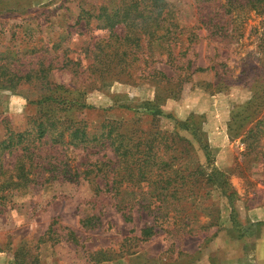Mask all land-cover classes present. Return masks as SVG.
I'll list each match as a JSON object with an SVG mask.
<instances>
[{
  "label": "rangeland",
  "instance_id": "rangeland-1",
  "mask_svg": "<svg viewBox=\"0 0 264 264\" xmlns=\"http://www.w3.org/2000/svg\"><path fill=\"white\" fill-rule=\"evenodd\" d=\"M107 1L0 0V48H13L21 73L37 69L39 61L61 67L64 53L73 44L81 47L91 36V43H95V36L106 33L104 28L89 31L79 17L82 2L98 7ZM167 1L183 24L197 25L200 15L206 13H198L194 0ZM209 12L216 18L223 14L216 5ZM240 17L234 21L230 17L228 26L221 30L223 36H212L204 28L197 31L198 42L182 61L191 63L190 74L198 66L208 70L195 73L177 99L163 102L164 116L158 120L162 129L174 131V119L185 121L191 115H202L203 138L210 146L214 165L227 174V191L235 194L233 203L215 184H202L204 188L190 198L189 207L176 206L174 220H159L158 214L135 208L128 222L111 197L96 196L86 182L56 180L32 185L0 203V264H204L206 251L231 249L230 242L236 236L248 250L250 233L256 232V226L249 223V213L264 206V103L258 109L244 106L255 91L264 96V17L250 9H244ZM83 32L88 33L81 36ZM60 42L62 46L57 47ZM156 52L151 67L133 75L143 79L142 83H124L109 76L100 87L89 88L90 73L73 75L56 68L50 78L53 86H64L58 93L82 100L85 106L54 103L45 109L62 119L93 125L109 119L127 125L139 119L148 125L152 113L141 105L155 100L156 89L144 79H150L154 70L168 76L177 73L165 63V55L158 56L159 47ZM70 55L87 63L93 61L84 50L80 55L70 51ZM216 70L229 86L206 87L215 80ZM48 91L0 88V139L10 126L25 129L28 117L40 111L38 99ZM230 125L234 136H230ZM250 129L258 134L247 137ZM70 150L77 160L113 157L109 149L91 155ZM17 155L18 151L7 153L6 164L12 165ZM199 155L204 163L205 157ZM190 160L191 165H197L195 156ZM149 225H155L156 232L143 240L141 230ZM236 249L232 247L233 252Z\"/></svg>",
  "mask_w": 264,
  "mask_h": 264
},
{
  "label": "trees",
  "instance_id": "trees-1",
  "mask_svg": "<svg viewBox=\"0 0 264 264\" xmlns=\"http://www.w3.org/2000/svg\"><path fill=\"white\" fill-rule=\"evenodd\" d=\"M243 2L194 0L198 13H206L200 15L197 25L192 26L180 21L167 0H108L98 7L82 2L79 17L85 21L89 31L104 28L106 33L95 36V43H91V36L82 42L81 47L76 48L73 44V48L64 53L62 66L56 68L73 75L90 73L92 81L89 88L100 87L99 84L109 76L124 83H142L143 79H135L133 75L145 73L151 67L152 57L159 47L161 53L158 56L165 55V63L174 67L177 73L176 76H168L154 70L150 79H144L156 89L155 100L141 105L152 113L148 125H142L139 119L128 125L110 119L93 125L57 117L45 107L54 103L75 102L82 106L85 103L58 93L64 86H53L55 83L50 73L56 68L52 63L46 65L39 61L37 69L21 73L19 65L16 66L17 53L11 50L13 48H0V88L11 91L24 87L49 90L38 99L40 111L28 117L25 129L16 130L10 126L0 139V203L9 200L15 192H26L32 185L56 180L86 182L96 196L111 197L128 222L132 220L131 211L135 208L158 214L159 220H174L175 211H178L176 206L183 204L189 207L190 198L198 196L204 188L202 184H215L233 203L235 194L227 191V174L214 165L210 146L203 138L202 115H191L185 121L173 118L174 131L162 129L158 120L164 116L162 103L168 98L177 99L195 73L208 70L198 66L190 74L191 63L182 61L189 48L198 42V30L204 28L212 36H223L221 30L228 26L230 17L232 21L238 20L244 9L254 10L264 17V0ZM215 5L223 10L220 18L212 17L209 12ZM87 33L83 32L81 36ZM261 40L264 43V38ZM61 46L62 42L57 47ZM81 50L90 53L93 61L87 63L84 58L70 55V51L80 55ZM215 74V80L207 82L206 87L230 85L218 70ZM80 88L77 87L79 91ZM263 103L264 96L255 91L244 108L258 109ZM234 131L230 125V136H234ZM246 134L254 137L258 132L250 129ZM70 148L88 155L109 149L113 157L77 160ZM15 151H18L15 162L6 164V154L11 155ZM199 154L205 157L204 163L199 161ZM194 156L197 158L196 166L190 162ZM155 232V225L142 228V239L150 238Z\"/></svg>",
  "mask_w": 264,
  "mask_h": 264
},
{
  "label": "crops",
  "instance_id": "crops-1",
  "mask_svg": "<svg viewBox=\"0 0 264 264\" xmlns=\"http://www.w3.org/2000/svg\"><path fill=\"white\" fill-rule=\"evenodd\" d=\"M249 223L256 226V232L250 233L252 242L248 245V250L244 249L243 240L236 236L233 237V242H230L232 247L237 248L235 252L232 247L217 251V253L214 249H209L203 256L204 264H264V206L250 211Z\"/></svg>",
  "mask_w": 264,
  "mask_h": 264
}]
</instances>
